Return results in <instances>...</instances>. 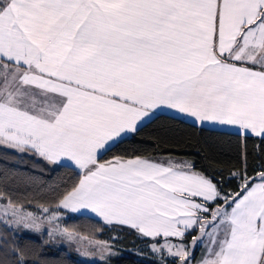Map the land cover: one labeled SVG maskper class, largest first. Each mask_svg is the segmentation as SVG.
<instances>
[{
	"label": "snow or ice",
	"instance_id": "1",
	"mask_svg": "<svg viewBox=\"0 0 264 264\" xmlns=\"http://www.w3.org/2000/svg\"><path fill=\"white\" fill-rule=\"evenodd\" d=\"M166 110L201 134L237 129L240 163L227 177L237 190L179 144L104 159ZM170 131L156 139L169 144ZM252 138L264 154V0H0V162L67 163L78 176L36 213L0 170V264H60L73 244L111 264L117 237L89 238L61 223L64 211L94 220V236L134 232L155 264H264Z\"/></svg>",
	"mask_w": 264,
	"mask_h": 264
},
{
	"label": "trees",
	"instance_id": "2",
	"mask_svg": "<svg viewBox=\"0 0 264 264\" xmlns=\"http://www.w3.org/2000/svg\"><path fill=\"white\" fill-rule=\"evenodd\" d=\"M157 117H153L151 122H146L147 127L134 140L127 141L104 159H111L113 155L124 152L161 156L169 151H177L174 145L179 144L178 151L184 154L185 158L194 159L198 167L206 169L209 173H220L224 177L225 193L237 190L238 181H228L227 177L234 166L240 163L238 133L215 129L212 134H201L198 130L190 128L187 122L174 119L172 115L159 113ZM162 130H171L169 144H162L156 139ZM258 143L259 141L255 138L247 141L249 153L247 165L250 175H254L255 171L260 170L261 165H264V154L258 153L255 148ZM7 161V165L0 162V170L9 173L8 183L14 190L13 195L26 204L30 201L29 210L36 213L40 212L39 205L47 206L53 202L55 196L53 188H59L62 191L64 186L70 187L78 180L75 170L68 164L57 171H52L44 161L32 157L8 156ZM29 177L31 179H27ZM219 178L217 176V179ZM62 215L64 217L62 224L74 227L84 235L106 240L113 236L117 237L116 248L120 254L112 259L111 264H155L157 261L147 246L148 242L137 239L136 234L130 230L104 227L102 233L98 232L94 236L90 228V225L95 223L94 220L90 221L80 214L67 211H64ZM3 234L4 226L0 225V235ZM8 236L11 238L12 234L9 232ZM188 240L190 242L191 237ZM64 248L65 250L60 253V264H92L79 259L74 251ZM96 264H103V262L98 261Z\"/></svg>",
	"mask_w": 264,
	"mask_h": 264
},
{
	"label": "rangeland",
	"instance_id": "3",
	"mask_svg": "<svg viewBox=\"0 0 264 264\" xmlns=\"http://www.w3.org/2000/svg\"><path fill=\"white\" fill-rule=\"evenodd\" d=\"M67 164V163H66ZM62 223V222H61ZM89 238H98V239H100L99 237H90L89 236ZM103 240H106V239H103ZM117 244V243H116ZM64 247H67L69 250H72V251H74L78 256V258L79 259H81V260H86V261H88V262H92L93 261V259H95V261L96 262H98V261H100L99 260V258H98V256L97 257H86V256H82V255H80L77 251H76V245H72L71 247H69L68 245H65ZM202 248V247H201ZM200 248V249H201ZM200 249L198 250V253H200ZM115 250L116 251H118V253L120 254V251L118 250V248H115ZM151 253H152V251H151ZM152 255H153V257L155 258V259H157L158 260V256L157 255H155V254H153L152 253Z\"/></svg>",
	"mask_w": 264,
	"mask_h": 264
},
{
	"label": "crops",
	"instance_id": "4",
	"mask_svg": "<svg viewBox=\"0 0 264 264\" xmlns=\"http://www.w3.org/2000/svg\"><path fill=\"white\" fill-rule=\"evenodd\" d=\"M162 113L174 116V113L169 112V111H167V110L164 111V112H162ZM157 114H159V112H158ZM157 114H156V115H157ZM216 129L238 133V132H237V129H235V128H233V127H218V128H216ZM76 214H78V213H76ZM202 254H203V248L200 249V253H198V250H197V252L195 253V256H196V260H197V261L201 258ZM194 264H195V262H194Z\"/></svg>",
	"mask_w": 264,
	"mask_h": 264
}]
</instances>
